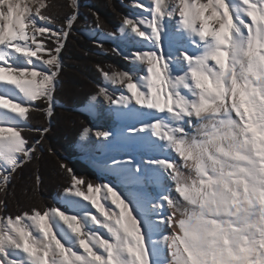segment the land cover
I'll list each match as a JSON object with an SVG mask.
<instances>
[{"label":"snow or ice","instance_id":"1","mask_svg":"<svg viewBox=\"0 0 264 264\" xmlns=\"http://www.w3.org/2000/svg\"><path fill=\"white\" fill-rule=\"evenodd\" d=\"M131 6L105 34L141 46L111 49L133 70L97 65L91 97L115 126L81 133L100 178L59 162L61 206L12 212L11 185L50 130L32 114L53 115L79 3L59 17L52 0H0V264H264V0Z\"/></svg>","mask_w":264,"mask_h":264},{"label":"trees","instance_id":"2","mask_svg":"<svg viewBox=\"0 0 264 264\" xmlns=\"http://www.w3.org/2000/svg\"><path fill=\"white\" fill-rule=\"evenodd\" d=\"M52 2L55 5L53 12L57 16L62 17L68 11V0ZM124 2L127 3V0H79V17L62 51L63 70L53 115L49 120L42 113L32 114V126L46 125L50 130L43 141V150L23 167L11 185L9 208L12 212L32 204L58 206L53 198L59 197L68 183L66 175L57 167L59 162L71 167L78 176L96 179L93 171L78 159L79 153L75 148L81 132L91 124L89 117L78 109L95 95L97 86L101 84L102 76L97 65L110 71L112 68L124 70L128 63L112 52L109 44L103 43L106 51H101L95 41L88 40L80 31L88 23L96 27L98 16L104 29L100 33L117 32L127 11L123 7ZM28 139L30 144L35 142L32 134H28ZM49 148L52 149L51 153ZM37 176L40 177L38 192L33 190Z\"/></svg>","mask_w":264,"mask_h":264},{"label":"rangeland","instance_id":"3","mask_svg":"<svg viewBox=\"0 0 264 264\" xmlns=\"http://www.w3.org/2000/svg\"><path fill=\"white\" fill-rule=\"evenodd\" d=\"M132 2H133V0H127V3L124 2V4H123V7L127 10L126 11V15L131 16L132 13L136 14L135 12L132 11V6H131L132 5ZM78 3H79V0H78ZM79 7H80V3H79ZM120 25H121V23H120ZM117 32H118V29H117ZM80 34H82L84 37H86L90 41H95L96 45H97V43H102V44L103 43H107V44H109V46H111V48H115L113 42L110 39L102 40L101 38L104 37V36H106V34L100 33V31L94 25H90V23L87 24V26L85 27V29H83V30L80 31ZM120 57L123 58L122 56H120ZM127 63H128V67L125 68L122 71H132V66L129 64V62H127ZM99 86H104L103 77H101V84ZM90 99L91 98H89L88 101ZM87 102L85 103V105L87 104ZM56 105H57V103H56ZM85 105L83 107H85ZM82 108H80V110H81L80 113H83V114L87 115L89 117V119H90V122H91V124H90V126L88 128H93L94 129L97 123L103 124L102 121H98V120L93 119L87 112L83 111ZM102 129H103V127H102ZM81 137L82 136L80 134V136H79V138H78V140L76 142V145H75V148L78 150V153H79L78 159L82 163H84L87 168H89L90 170H92L93 173H94V175H95V177H96V179H98V178H100L101 174L95 168H93L91 165L89 166V163H87L86 160H85V158H86L87 155H91L92 154V156H94L95 153H85L84 152L83 146L79 144V141H80V138ZM92 142H94V139H92ZM57 198L58 197H56V196L53 198V202L56 203V204H57ZM57 205L58 206H61L60 204H57Z\"/></svg>","mask_w":264,"mask_h":264},{"label":"bare ground","instance_id":"4","mask_svg":"<svg viewBox=\"0 0 264 264\" xmlns=\"http://www.w3.org/2000/svg\"><path fill=\"white\" fill-rule=\"evenodd\" d=\"M142 2H144L146 4L148 2V0H142ZM132 11L137 14V13H139L140 10H137V9L132 7ZM136 14L132 13L131 16H135ZM101 39L102 40L110 39L113 42L115 48H119L125 54H127L130 50H136L138 47H141L140 45L132 44V43H129V42L118 40V39H111L107 35L102 37ZM132 70H133V68H132ZM102 103H103V101H102V98H101V104ZM91 104H92V101L90 99L87 102V104L85 105V107L82 108L83 111L87 112L93 119L103 122V124L97 123L94 129L102 128V127H103V129H108V128H112V127L115 126L114 121L112 120V118H111L109 113H107L103 108H98L96 111H92V110H90V105ZM92 139H94V138H92ZM92 139H91L90 142H92ZM79 144L84 146V138L83 137L80 138ZM95 155L96 154H94V156ZM92 157H93L92 154L91 155H87L85 160H86L87 163H89V166L91 165L93 168H95L100 173L98 168L93 163Z\"/></svg>","mask_w":264,"mask_h":264},{"label":"water","instance_id":"5","mask_svg":"<svg viewBox=\"0 0 264 264\" xmlns=\"http://www.w3.org/2000/svg\"><path fill=\"white\" fill-rule=\"evenodd\" d=\"M78 111H81L80 109H78ZM51 124V123H50Z\"/></svg>","mask_w":264,"mask_h":264}]
</instances>
